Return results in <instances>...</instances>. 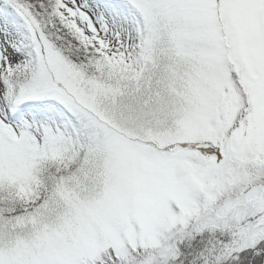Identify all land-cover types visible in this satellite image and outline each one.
I'll use <instances>...</instances> for the list:
<instances>
[{
    "label": "snow or ice",
    "instance_id": "1",
    "mask_svg": "<svg viewBox=\"0 0 264 264\" xmlns=\"http://www.w3.org/2000/svg\"><path fill=\"white\" fill-rule=\"evenodd\" d=\"M0 264H264V0H0Z\"/></svg>",
    "mask_w": 264,
    "mask_h": 264
}]
</instances>
